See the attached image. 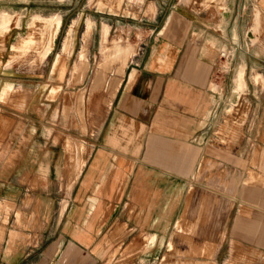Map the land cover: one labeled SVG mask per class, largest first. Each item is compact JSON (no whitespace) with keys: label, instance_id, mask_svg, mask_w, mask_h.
I'll return each instance as SVG.
<instances>
[{"label":"crops","instance_id":"obj_1","mask_svg":"<svg viewBox=\"0 0 264 264\" xmlns=\"http://www.w3.org/2000/svg\"><path fill=\"white\" fill-rule=\"evenodd\" d=\"M31 2L35 0H0V14L8 13L12 24L15 22L8 33L0 36V64L6 59L5 49H12L26 25L25 14L20 26L13 15H21L20 12L29 9L36 11ZM260 8L263 21L264 0ZM59 11L61 13L43 15H59L63 25L68 11L61 8ZM162 11L158 9L156 16H162ZM176 16L190 21L191 28H196L198 16L184 14L178 7L169 13L163 24L150 28L158 32L149 41L154 49L146 59L129 58L119 62L117 74L108 80L121 81V84H117L119 88L114 92L100 130L85 140L86 148L78 145L74 153L67 152L65 148L71 145L70 139L66 141V136L59 132L64 129L61 125H52L50 119L44 122L38 139V128L32 129L30 135L14 139L13 118L0 117V193H6L0 196V207L9 210L7 222L0 212V227L15 225L10 231L17 237L9 244L7 229L0 228V264H107L116 250L115 258H119L128 249L134 250L127 257L134 256V262L128 259L121 264H138L137 257L145 254L137 251L144 241L141 233H150L149 239L156 240L152 250L159 254L171 227L175 226L177 232L184 231L183 219L194 217L191 210L199 206L197 201L209 197L208 192L212 190L223 197L227 191L228 168L234 170L233 205L238 206L234 222L238 234V264H264V147L258 152H238V136L229 145L226 139L215 138L214 130L223 122L220 121V100L231 92L234 95L236 89L220 88L219 91L212 87L211 66L216 59L194 50L201 47L199 40L190 43L186 59H179L178 52L188 45L180 39L182 29L171 23ZM170 25L177 37L173 39L171 34L172 38L163 45L160 43L165 34L162 31ZM0 26L3 31L7 30L11 21ZM104 26L110 34L111 26ZM70 27L74 32L79 30L78 25ZM236 31L242 33L239 26L234 30L235 36ZM250 39L253 47L249 55L236 59L238 68L243 63L246 65V86L247 76L253 74L254 80L255 70L264 76V35L260 42H253L252 36ZM79 46L82 40L74 39L72 47ZM159 46L168 47L165 59L170 55L172 59H157L155 50ZM257 49L263 57L252 59L258 58ZM120 51L131 53V48L122 45ZM70 58L66 63H71ZM48 74L73 79L72 72L64 71L61 76V68ZM3 77L0 66L1 99ZM254 82L253 91L264 92L259 83ZM251 91L250 88L247 93L237 94L248 95ZM54 102L55 99L49 100L46 113ZM63 112V107L58 106L53 116L60 119ZM234 123L237 125L238 119ZM242 124L264 128V119H250ZM15 143L17 147L13 148ZM247 160L250 163L256 160L257 175L252 176L258 179L257 184L249 185L243 178L238 182V166L242 167ZM3 168L7 172L5 180L2 179ZM61 191L70 192L69 199L60 201L56 193ZM36 218L41 224L38 230L25 226L33 224ZM204 222H209V217ZM19 235L33 237L34 243L27 237L18 238ZM168 245L172 250L175 248L172 240Z\"/></svg>","mask_w":264,"mask_h":264},{"label":"rangeland","instance_id":"obj_2","mask_svg":"<svg viewBox=\"0 0 264 264\" xmlns=\"http://www.w3.org/2000/svg\"><path fill=\"white\" fill-rule=\"evenodd\" d=\"M18 1L29 2L30 0ZM261 1L35 0V3L31 2V5L35 6L36 11L29 9L20 12L21 15L16 13L13 15L14 20H18L17 25L20 26L22 15L25 14L24 23L26 25L22 29L23 33L12 44V49H5L6 59H3L0 64L1 71L4 73L0 117L11 116L13 118L12 121L15 122V129L12 133L14 139L22 135H30L34 128L39 129L36 135L38 139L44 122L47 123L50 119L52 125H61L60 127L64 129V131L57 130V142L60 139L58 131L66 136V141L70 139L71 145L65 148L67 152L74 153L78 145L86 148L85 140L91 133L97 134L100 130L110 110L112 99L119 88L118 81L108 79L117 74L121 60L146 59L149 56L154 49V47L151 48L149 41L154 39L158 33L150 28H154L155 24H163L169 13L172 10L175 11L177 7L184 14L198 16L195 29L191 28L193 25L190 21L180 16H176L172 22V17H170L169 23L178 25L182 29L183 35L180 39L182 42L185 40V45H188L178 50L179 59H186L190 43L193 40H199L201 47H195L194 50L202 51L209 59H216L214 65L211 66L214 78L212 87L219 91L220 88L232 90L236 88L235 75L241 67H246L243 63L238 68L236 59H243L251 52L253 43L250 36L254 38L253 42H260L264 35ZM10 5L26 6V4ZM60 8L67 10L68 14L64 17L59 34L53 39L52 50L51 48L47 50V41L48 38L52 39L53 30L49 29L46 22L57 15L44 17L43 14L61 13ZM158 9H163L162 16H156ZM258 12H260L259 18H257ZM8 15V24L11 21V27L3 31L0 26V36L8 33L15 24V22L12 24V17ZM72 24L79 26L77 32L72 31L70 27ZM106 24L111 26L110 34L104 26ZM238 26L242 29V33L236 31L235 36L234 30H237ZM171 27L172 25L168 29H163L162 33L165 34L161 38V44L165 45V41L172 38L171 34L174 35L173 39H176V31L172 32ZM249 30L252 33H248ZM76 38L82 40V46L73 48L72 41ZM122 45L131 48V53L121 52ZM168 50V47L164 49L159 46L155 50L157 59H165ZM50 51L52 52L47 56ZM255 51L258 58L252 59L263 57L259 49ZM223 52L225 56L222 55ZM70 56L71 63H66ZM169 59H172L171 55L165 60ZM60 68L61 76L64 71L72 72L73 79H59L54 74H48L53 71L58 72ZM255 72L257 73L253 76L254 80L264 90V76L258 73V70ZM252 75L247 76V86L243 85L239 91L247 93L251 88L250 94L240 95L236 90L234 95L231 92L228 96H222L220 121L223 122L214 130L215 138L226 139L227 145L238 136V152H258L264 147V128H249L242 124L250 119H264V92L253 91V87L255 88L253 84L256 82L251 78ZM53 99L56 102L46 113L49 100ZM236 103L237 106H234ZM58 106H62L64 111L60 119L53 116ZM237 119L238 124L235 125L234 121ZM12 147L16 148V143ZM255 162L256 160H253V163L247 160L244 161L242 167L238 166V182L243 178L249 185L257 184L258 179L254 177L257 175V169L254 168ZM227 170V191L223 197L212 190L208 192L209 197L206 196L197 201L196 205L199 206L191 210V216L194 217H190L189 220L183 219L184 231L177 232L175 226L171 227L159 254H154L152 250L156 240L149 239L150 233H141L144 241L137 251L145 254L137 257L138 264H238V234L234 229L238 206L234 208L235 192L232 189L234 170L229 168ZM5 171L6 168H3V180L6 179L7 172ZM1 194L6 193H0V196ZM37 194L41 195V193ZM70 195L68 191L56 193L60 201L69 199ZM218 196L221 199H218ZM61 205L62 203L60 207ZM0 212L4 213L2 219L7 222L6 217L9 210L0 207ZM207 217H209V222H204ZM36 219L33 224L25 226L38 230L41 224L38 218ZM0 228L3 231L7 229L9 244L17 239L16 236H14L15 240L12 239L14 237L10 231L16 228L15 225L8 224ZM21 237H27L30 243L33 242V237L29 235H19L18 238ZM171 240L175 246L173 250L168 245ZM133 251L128 249L122 256L115 258L118 253L116 250V253L108 259L107 264H121L129 260L134 262V256L127 258Z\"/></svg>","mask_w":264,"mask_h":264},{"label":"bare ground","instance_id":"obj_3","mask_svg":"<svg viewBox=\"0 0 264 264\" xmlns=\"http://www.w3.org/2000/svg\"><path fill=\"white\" fill-rule=\"evenodd\" d=\"M61 17L59 15H57L56 17H53L52 19L48 20L46 23L49 25V29L53 30V36L52 39L48 38L47 41V50H49L50 48H52V44H53V39H55L56 35H58L59 29H60V25L61 23ZM0 23L3 24V26L8 24V18L7 15L2 13L0 14ZM55 33V35H54ZM245 66L241 67V69L238 71L237 75H236V90L239 92L241 91L243 85H245Z\"/></svg>","mask_w":264,"mask_h":264},{"label":"built area","instance_id":"obj_4","mask_svg":"<svg viewBox=\"0 0 264 264\" xmlns=\"http://www.w3.org/2000/svg\"><path fill=\"white\" fill-rule=\"evenodd\" d=\"M222 55L225 56L226 55L225 52H223Z\"/></svg>","mask_w":264,"mask_h":264}]
</instances>
